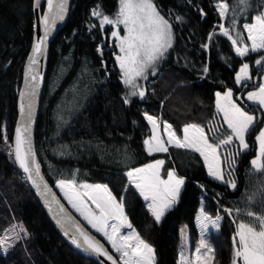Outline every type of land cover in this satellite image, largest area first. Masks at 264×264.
<instances>
[{
    "label": "trees",
    "instance_id": "trees-1",
    "mask_svg": "<svg viewBox=\"0 0 264 264\" xmlns=\"http://www.w3.org/2000/svg\"><path fill=\"white\" fill-rule=\"evenodd\" d=\"M32 2L0 0V237L13 225L20 234L16 239L10 231L14 240L7 252L0 251V264H97L71 249L57 233L12 155L22 66L33 36ZM219 2L154 0L172 25L173 45L159 61L155 74L151 70L147 83H142L144 98L135 96L130 103L124 102L126 88L114 57L110 52L101 50L102 56L98 51L102 34L98 18L91 15L97 7L104 14L115 13L118 0H73L66 25L50 45L35 133L42 171L59 195L55 187L57 180L75 177L78 184H104L118 200L123 197L129 222L154 249V264H179L180 228L186 225L189 236L197 238L195 215L200 198L204 199L203 211L208 216L223 217L219 228L206 236L214 249L213 264H231L236 227L233 220L248 219L243 213L233 212L229 216L223 209L244 210L249 207L247 198L257 193L250 208L258 214L264 210V196L258 191L264 185V174L253 172L250 164L256 155L255 135L264 124V110L245 98L261 82L264 66L254 63L258 53L237 57L231 42L219 30L220 24L231 29L234 18L236 30L243 33L242 23L251 21L254 14L264 9V0H252L249 7L252 9L244 13H235L234 0H227L230 12L225 19L219 17L215 7ZM201 9L206 15H201ZM110 29L111 26L105 29L108 35ZM244 62L249 63L253 75L247 88L235 83V74ZM72 71L81 72L79 82L89 91L87 100L79 102L71 118L64 120L57 112L56 89L76 79L73 76L68 80ZM228 89L233 91L234 99L240 98L237 103L245 111L258 118L246 136L249 148L235 157V166L231 169L235 189L210 177L198 153L169 147L166 153L147 154L143 142L151 135V129L144 113L170 123L178 136L184 125L196 123L214 138L208 128L215 126L221 133L227 130L216 112L215 92ZM237 149L238 145L229 146L221 152L227 156ZM159 158L165 161L162 177L173 169L185 183L178 202L157 223L138 191L129 186L126 173L130 168ZM222 168L226 178L229 165L222 163Z\"/></svg>",
    "mask_w": 264,
    "mask_h": 264
},
{
    "label": "snow or ice",
    "instance_id": "snow-or-ice-1",
    "mask_svg": "<svg viewBox=\"0 0 264 264\" xmlns=\"http://www.w3.org/2000/svg\"><path fill=\"white\" fill-rule=\"evenodd\" d=\"M47 13L41 17L44 27L43 37L37 38L33 46L32 55L29 57L28 73H26V85L29 80L37 81L34 73V65L38 63L37 56L43 52L42 46L47 40L52 27L56 22L62 21L67 10L68 0H46ZM36 7H40L41 0H35ZM118 11L115 16L110 17L99 10L94 9L92 16L98 18L99 28L103 30L106 25L112 26L111 37L115 39L119 54L115 59L119 65L121 79L126 88L129 89L125 103H130L129 97L145 96V91L140 88L137 81L147 79L149 70L155 74V65L165 57L173 45L172 25L157 8L154 0H118ZM218 15L225 19L230 12L227 0L215 5ZM250 7L249 0H237V8L241 13L247 12ZM235 11V9H231ZM201 15H206L201 9ZM180 19V17H177ZM254 22L242 25L244 32L236 30V20L232 19V28L219 25L220 34L231 42L237 57L245 58L251 53H258L259 58L254 63L264 66V10H261L253 18ZM121 26L123 35H121ZM235 32V36L233 33ZM246 33V36L244 35ZM209 40L212 39L210 35ZM207 47V45H204ZM98 51L100 49L98 48ZM102 55V52H101ZM208 71L207 67L203 70ZM31 74V75H29ZM253 80L250 65L244 62L235 74L237 86L247 88L248 82ZM37 83L30 85L29 92H21V97H28L27 113L25 105L21 104L23 127L15 130V161L20 169L27 174L37 193L44 198L49 211H54L57 224L65 229V236H69L71 243L84 252L92 253L98 257H104L111 264H154L155 255L153 247L146 242L140 234L132 227L124 211V200H119L112 191L104 184L77 183L75 177L72 179H59L56 187L60 189L63 199L71 205L80 217L90 225L96 233H99L111 246L112 252L105 248L99 240L91 235L80 222L68 214L63 204L57 199L56 194L44 181L40 172V165L36 160L32 149L30 124H31V97L35 95ZM237 99H240L237 97ZM233 98V91L228 89L223 94L215 93V108L218 114H222L223 125L227 130L223 133L215 126L208 128L214 133V138L209 137L205 127L196 123L187 124L183 127V135L178 136L172 125L163 122V135H161V121L159 118L144 113V119L151 126V135L144 140L148 155L154 153H166L169 147L185 149L198 153L203 158L207 167L208 175L217 181L227 184L232 189L236 188L234 179L231 178V169L235 166V157L249 148L246 136L250 133L258 118L245 111L243 107ZM246 99L253 102L260 110H264V80L255 85L254 90L248 91ZM221 125V127H223ZM166 136V139L164 138ZM7 137L5 136V140ZM258 141V155L250 161L253 172L264 174V127L260 128L255 135ZM235 153L229 152L223 156L221 149L227 150L229 146L237 147ZM165 161L157 159L142 167L130 169L126 176L129 186L139 192V195L147 203L155 222H160L165 212L170 210L179 199L181 188L185 181L176 175L174 170L166 173V179L161 175V169ZM222 163L229 165L228 179ZM264 196V185L258 190ZM257 193L247 198L249 207L242 209H223L229 216L235 212L237 215L243 213L248 217L247 221L233 220L236 224L235 233L232 237L233 254L231 264H264V210L259 214L251 210L250 205L255 202ZM55 204V209H53ZM202 238L195 247L192 256H185L184 251L180 253L179 264H213L215 256L214 249L204 238V230L209 224L217 228L223 217L217 216L214 220L203 215L201 209ZM17 226L13 225L11 232L19 239L20 234L16 232ZM21 231H24L20 226ZM123 229H128L126 233ZM12 236L6 234L0 237V251L7 252L9 240ZM113 252L116 254L114 255Z\"/></svg>",
    "mask_w": 264,
    "mask_h": 264
},
{
    "label": "water",
    "instance_id": "water-1",
    "mask_svg": "<svg viewBox=\"0 0 264 264\" xmlns=\"http://www.w3.org/2000/svg\"><path fill=\"white\" fill-rule=\"evenodd\" d=\"M73 0H68L67 3V10L65 13V17L62 21H57L56 24L52 27V30L47 38V40L45 41L44 45L42 46L43 48V52L41 55L37 56V61L38 63L36 65H34V73L37 76V81L33 82L31 80H29L28 84L26 85L25 80H26V73H28V66H29V57L32 55V50H33V46L37 41V38L39 37H43L44 35V27L43 24L41 23V17L43 16V14L46 11V0H41L40 3V7L37 8L36 7V3L35 0H33L32 2V9H33V21H34V26H33V36H32V41H31V45H30V49L29 52L25 58V61L23 63L22 66V76H21V81H20V87H19V91H18V96H17V117H16V121L14 124V128H13V135H12V155L15 161V156H14V148H15V130L17 127H23L24 124L22 122V114H21V104L23 103L25 105V114L27 113L28 109H27V105H28V97L25 96L24 98L21 97V92H29L30 89V85L32 83H37V87L35 89V95L31 97V124H30V134H31V144H32V149L35 153L36 156V160L40 165V172L41 175L44 177V181L48 184V186L52 189V192H54L56 194L57 199L60 200V203L64 205L66 211L68 212L69 215H71L76 221L80 222L82 226H84L86 228V230L93 235L97 240H99L102 244H104L105 248H108L107 244L105 243V241H103L99 235L97 233H95L94 231H92L89 227H87L80 219L79 217H77L74 212L66 205V203L63 201L62 197L55 191V189L51 186V184L49 183V181L47 180V178L45 177L43 171H42V167H41V163L38 159L37 156V151H36V146H35V133H36V126H37V119H38V115H39V111H40V104H41V98H42V93H43V89H44V85H45V80L47 77V70H48V58H49V50H50V45L53 42V40L56 38L58 32L66 25L68 17H69V11H70V6ZM43 5V6H42ZM100 51L102 50L101 47H99ZM99 51V52H100ZM31 75V74H29ZM15 164L17 165L18 169L20 170V172L25 176V179L30 187V189L33 191V193L35 194L38 202L40 203V205L42 206V209L44 211V213L46 214L47 218L49 219V221L51 222V224L53 225V227L55 228V230L57 231V233L62 237V239L67 243V245L73 249L75 252H77L78 254H80L81 256L93 260L95 261L97 264H111V262L107 261L104 257H98L92 253H88V252H84L81 249H78L75 247V245H73L71 243V240L69 238V236H65L64 231L65 229L63 227H61V225L57 224L56 219L54 218V211H49V207L46 205L44 198L41 197L36 189L33 187L31 181H29L27 179V174L23 172L22 169L19 168L18 163L15 161ZM53 209H55V204H53ZM110 251V250H109ZM111 252V251H110Z\"/></svg>",
    "mask_w": 264,
    "mask_h": 264
},
{
    "label": "rangeland",
    "instance_id": "rangeland-1",
    "mask_svg": "<svg viewBox=\"0 0 264 264\" xmlns=\"http://www.w3.org/2000/svg\"><path fill=\"white\" fill-rule=\"evenodd\" d=\"M249 2H250V4L252 3V0H249ZM234 5L236 6V12L235 13H237V12H239L240 10L237 8V0H234ZM118 6H119V4H118ZM252 8H250L249 10H251ZM248 10V11H249ZM264 10V9H263ZM118 11V8H117V10L115 11V13H113V14H105V15H108V16H110V17H113V16H115V14H116V12ZM256 14H258V13H256ZM256 14H254L253 16H252V18L256 15ZM245 15V14H244ZM251 22H254L253 21V19L251 20V21H249V22H243L242 23V25L244 24V23H251ZM108 26V25H107ZM113 29L111 28L110 30H109V37H110V39L111 40H113L114 38L113 37H111V31H112ZM124 33H122L121 35H123ZM114 41H115V39H114ZM116 42V41H115ZM119 49V48H118ZM119 54V52L116 54V55H118ZM116 60V59H115ZM117 63V62H116ZM158 63H159V61L157 62V64L155 65V68H156V66L158 65ZM118 65V64H117ZM242 66V65H241ZM240 66V67H241ZM118 67H119V65H118ZM240 69V68H239ZM84 71H86V69L84 70ZM151 70H149V72H150ZM239 71V70H238ZM73 76H75L76 77V79L72 82V83H68L67 81H66V83H63L64 84V86H59L58 87V89H56V93H57V95H58V97H59V100H58V108H57V112H58V115L60 116V117H62L64 120H66V119H70L71 118V116H72V114L75 112V110H76V108H77V106L79 105L78 103L79 102H81L82 100H87V95H88V89H87V86L86 87H84L85 86V84H83V86H81V82H79V78L81 77V72H74V71H72V74H71V76L68 78V80L70 79V78H72ZM121 78V77H120ZM148 79H149V77L147 76V79H146V82L145 83H147V81H148ZM142 80V79H141ZM141 80H138L137 81V83H138V85L140 86V88H142L143 87V84H142V81ZM261 80H264V73L262 74V77H261ZM121 81H122V79H121ZM123 83V82H122ZM126 88V87H125ZM57 90H58V92H57ZM251 90H254V89H251ZM251 90H249V91H251ZM128 92H129V89L128 88H126V93H125V97H127V94H128ZM246 96H247V94L245 95V98H246ZM133 97H129V99H132ZM80 100V101H79ZM247 100V99H246ZM248 101V100H247ZM248 102H250V101H248ZM252 103V102H251ZM250 114H252V113H250ZM221 115V114H220ZM159 117V116H158ZM221 117H222V115H221ZM161 122L162 121H165V120H160ZM189 124H191V123H189ZM258 152H259V147H257V152H256V154H258ZM229 177L227 176L225 179L227 180ZM81 183H83V182H81ZM223 183V182H222ZM88 184H92V183H88ZM227 185V184H226ZM228 186V185H227ZM55 187H56V184H55ZM229 187V186H228ZM230 189H232L231 187H229ZM57 190H58V192L60 193V195L62 196V198H63V195H62V193L60 192V189H58L57 188ZM66 201V200H65ZM67 202V201H66ZM68 203V202H67ZM147 203L148 202H146V206H147ZM203 203H204V199L203 198H200V200H199V204H198V207H197V211H196V215H195V223H196V226H197V229H198V236H197V238L196 239H194V238H191L190 236H189V234H188V227L186 226V225H182L181 226V228H180V238H179V248H178V254H179V259H180V253H181V251L183 250L184 251V254H185V256H192L193 254H194V250H195V247L198 245V243H199V241H200V239L202 238V236H201V233H202V229H201V219H202V213H201V209H203ZM69 205V204H68ZM69 207L72 209V207H71V205H69ZM74 212H75V214H77V216H79V218L84 222V223H86L87 224V222L86 221H84L83 220V218L82 217H80V215H79V213H77L74 209H72ZM203 215H206V216H208L204 211H203ZM217 216H220V215H216V216H214V217H210V216H208V217H210L211 219H215ZM220 223V222H219ZM90 229H92L91 228V226L90 225H87ZM133 227V226H132ZM134 228V227H133ZM219 228V227H218ZM135 229V228H134ZM235 229H236V227H235ZM94 232H95V230L94 229H92ZM136 230V229H135ZM214 230H217V228H214V227H212L210 224H209V227L207 228V229H205L204 230V238H206V236H207V234H208V232L209 231H214ZM127 231H129L128 229H123L122 230V232H124V233H126ZM137 231V230H136ZM138 232V231H137ZM96 233V232H95ZM6 234H8V235H10V230L8 231V232H6L4 235H6ZM99 234V233H98ZM3 235V236H4ZM3 236H1V237H3ZM99 236L101 237V238H103L100 234H99ZM141 236V235H140ZM13 240H14V236H12V239H10L9 240V244H11L12 242H13ZM103 240L105 241V243L110 247V249H111V246L107 243V241L103 238ZM112 250V249H111Z\"/></svg>",
    "mask_w": 264,
    "mask_h": 264
},
{
    "label": "flooded vegetation",
    "instance_id": "flooded-vegetation-1",
    "mask_svg": "<svg viewBox=\"0 0 264 264\" xmlns=\"http://www.w3.org/2000/svg\"><path fill=\"white\" fill-rule=\"evenodd\" d=\"M108 26H110V25H108ZM108 26L106 25L103 30H100V32L102 34V37H101V43H100V46L99 47H101L102 50L104 52H106V54H108V52H110L111 53V56H113L114 57V60H115L116 54L119 52V49L116 46V43L117 42H115L114 39L112 41L109 38V35L107 34V32L105 31V29H107ZM111 28H112V26H111ZM122 33H123V31H122V26H121V34ZM102 56H104V54H102ZM141 81H142V83H145L146 82V79H142Z\"/></svg>",
    "mask_w": 264,
    "mask_h": 264
},
{
    "label": "crops",
    "instance_id": "crops-1",
    "mask_svg": "<svg viewBox=\"0 0 264 264\" xmlns=\"http://www.w3.org/2000/svg\"><path fill=\"white\" fill-rule=\"evenodd\" d=\"M227 91V90H226ZM217 92H219V91H217ZM217 92H215V93H217ZM221 94H223L224 92H220ZM247 94V93H246ZM245 94V95H246ZM251 102V101H250ZM253 103V102H252ZM222 115V114H221ZM254 115V114H253ZM156 117V116H155ZM157 118H159V120H161V118L160 117H157ZM163 122H165V121H162L161 122V128H160V131H161V135H163ZM167 122V121H166ZM168 123V122H167ZM170 124V123H169ZM187 125V124H186ZM185 126V125H184ZM183 126V127H184ZM149 127H150V129H151V126L149 125ZM262 127H264V124H263V126ZM173 128V127H172ZM174 130V129H173ZM182 135H183V132H182V134H181V137H182ZM165 139H166V136L164 137ZM147 139V138H146ZM257 142V147H259V145H258V141H256ZM256 152H257V150H256ZM258 154H256L253 158H255L256 156H257ZM252 158V159H253ZM159 159H161V158H159ZM155 160H157V159H155ZM155 160H153V161H151V162H154ZM163 160V159H162ZM151 162H148V163H151ZM147 164V163H146ZM145 164H143V165H140V166H137V167H142V166H144ZM137 167H134V168H137ZM130 169H133V168H130ZM129 169V170H130ZM206 169H207V167H206ZM128 170V171H129ZM169 170H173V169H169ZM168 170V171H169ZM208 172V171H207ZM177 175V174H176ZM178 177H180V178H183V177H181V176H179V175H177ZM165 179L167 178L166 176L164 177ZM184 179V178H183ZM214 179V178H213ZM219 182H221V181H219ZM83 183H88V182H83ZM56 184V183H55ZM92 184H100V183H92ZM183 187V186H182ZM57 188V187H56ZM182 189V188H181ZM139 193V192H138ZM144 200V199H143ZM145 202V204H146V201H144ZM98 234V233H97ZM99 235V234H98Z\"/></svg>",
    "mask_w": 264,
    "mask_h": 264
},
{
    "label": "bare ground",
    "instance_id": "bare-ground-1",
    "mask_svg": "<svg viewBox=\"0 0 264 264\" xmlns=\"http://www.w3.org/2000/svg\"><path fill=\"white\" fill-rule=\"evenodd\" d=\"M45 8H46V11H45V13H44V14H46V13H47V2H46V7H45ZM44 14H43V15H44Z\"/></svg>",
    "mask_w": 264,
    "mask_h": 264
}]
</instances>
